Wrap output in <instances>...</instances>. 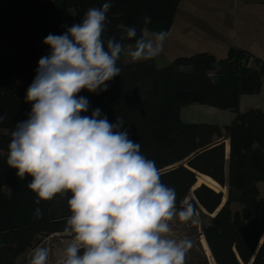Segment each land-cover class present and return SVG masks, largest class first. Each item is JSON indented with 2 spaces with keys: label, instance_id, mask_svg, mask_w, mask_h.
<instances>
[{
  "label": "trees",
  "instance_id": "16d2710c",
  "mask_svg": "<svg viewBox=\"0 0 264 264\" xmlns=\"http://www.w3.org/2000/svg\"><path fill=\"white\" fill-rule=\"evenodd\" d=\"M105 2L0 0V115L5 116L0 122V264H27L21 255L42 238L63 234L71 214L70 192L37 205L36 194L27 188L31 178L20 180L17 170L7 165L11 132L32 107L25 102L27 89L17 86L15 78L31 84L39 59L50 53L45 37L64 34L69 23H80L88 9ZM111 4L103 39L115 37L130 45L135 41H120L122 24L135 26L138 36L145 29L168 32L179 0ZM158 57L125 62L121 54L120 75L106 82L107 91L78 94L89 101L88 112L81 115L91 116L99 108L110 123L122 118L129 138L155 162L161 182L175 189L177 208L191 194L186 202L200 213L214 215L203 230L214 264H264V196L258 187L264 181V110L237 111L241 95L259 92L264 60L234 48L221 59L195 52L163 67L155 65ZM193 103L235 115L226 125L184 122L181 109ZM199 175L226 188V196L206 184L192 189ZM233 202L240 209L232 210ZM36 207L43 212L40 219L34 217Z\"/></svg>",
  "mask_w": 264,
  "mask_h": 264
},
{
  "label": "clouds",
  "instance_id": "9594fccd",
  "mask_svg": "<svg viewBox=\"0 0 264 264\" xmlns=\"http://www.w3.org/2000/svg\"><path fill=\"white\" fill-rule=\"evenodd\" d=\"M111 0L87 10L81 22L62 35L48 34L50 53L38 61L25 102L28 118L11 132L7 165L40 201L71 193L63 235L71 239L55 264H186L194 242L174 235L172 223H200L192 203L177 208L175 189L161 182L155 162L129 138L122 118L110 123L99 108L78 96L107 91L119 76L124 44L103 39ZM120 41L134 40L127 55L148 61L162 51L167 31L138 36L135 26H120ZM5 116L0 115V122ZM43 212L34 209L40 219ZM47 247L33 250L30 264H49Z\"/></svg>",
  "mask_w": 264,
  "mask_h": 264
},
{
  "label": "rangeland",
  "instance_id": "374dc122",
  "mask_svg": "<svg viewBox=\"0 0 264 264\" xmlns=\"http://www.w3.org/2000/svg\"><path fill=\"white\" fill-rule=\"evenodd\" d=\"M179 2L161 56L155 61L157 67L167 65L177 56H188L195 52L211 51L217 59H221L226 56L229 47L248 49L257 55L264 54V0H179ZM184 26L187 30H184ZM144 31H147L149 37L154 33L150 29ZM134 48L135 44L124 45L122 54L125 62L131 61L127 53ZM5 52L7 53V50ZM15 83L26 89L30 86L20 77L15 78ZM258 187L264 196V181L259 182ZM214 190L221 191L224 197L227 194L226 188L220 186ZM190 198L191 194L187 196L185 202ZM231 209H240V205L233 202ZM198 213L200 219L198 225L173 222L174 235L177 237L186 235L194 242L193 248L187 254L186 264H214L209 249L203 246L205 241L203 230L213 215L204 211L203 214ZM70 239L59 233L44 237L23 253L21 259L30 264L33 250L36 247H47L50 251L49 264H55L56 257Z\"/></svg>",
  "mask_w": 264,
  "mask_h": 264
},
{
  "label": "crops",
  "instance_id": "0c3cea01",
  "mask_svg": "<svg viewBox=\"0 0 264 264\" xmlns=\"http://www.w3.org/2000/svg\"><path fill=\"white\" fill-rule=\"evenodd\" d=\"M180 3V2H179ZM179 5V4H178ZM178 10V7H177ZM176 10V12H177ZM175 12V14H176ZM175 16V15H174ZM174 22V17L173 21L171 24V27ZM170 27V29H171ZM169 29V31H170ZM184 30H187L184 26ZM168 31V33H170ZM222 47H226V45H220ZM219 46V47H220ZM232 48V47H229ZM227 48V50L229 49ZM235 49V48H234ZM248 51L250 54H252L255 57H258L262 60H264V54L262 55H257L252 51H249L248 49H245ZM207 52V51H203ZM227 52V51H226ZM208 53L213 54L211 51H208ZM123 55V54H122ZM214 55V54H213ZM126 62H132V61H126ZM204 106V107H201ZM251 108H258L264 110V80H262L261 87L258 93L253 94V95H241L239 98V104L237 111L238 112H243ZM181 118L184 122L187 123H214L218 125H226L230 123V121L234 117V113L230 110H221L205 105H199V104H189L186 105L181 109Z\"/></svg>",
  "mask_w": 264,
  "mask_h": 264
},
{
  "label": "bare ground",
  "instance_id": "6f19581e",
  "mask_svg": "<svg viewBox=\"0 0 264 264\" xmlns=\"http://www.w3.org/2000/svg\"><path fill=\"white\" fill-rule=\"evenodd\" d=\"M201 183H204L213 189H215L216 187H219V185L216 182H214L211 178H209L205 175H199L198 176L196 184L194 187L200 185ZM203 246H204V248H206L208 250V247H207V244L205 241L203 243Z\"/></svg>",
  "mask_w": 264,
  "mask_h": 264
},
{
  "label": "water",
  "instance_id": "95a60500",
  "mask_svg": "<svg viewBox=\"0 0 264 264\" xmlns=\"http://www.w3.org/2000/svg\"><path fill=\"white\" fill-rule=\"evenodd\" d=\"M201 184H204V183H201ZM194 188H195V187H193L192 189H194ZM224 202H225V199L223 200L221 206L224 204ZM221 206H220V207H221ZM220 207H219V208H220ZM218 210H219V209H218ZM218 210H217V211H218ZM213 216H214V215H213Z\"/></svg>",
  "mask_w": 264,
  "mask_h": 264
}]
</instances>
